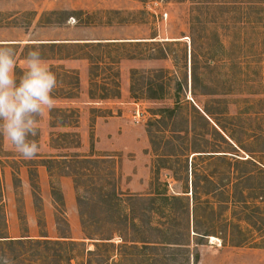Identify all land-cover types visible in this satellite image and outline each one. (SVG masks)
<instances>
[{
  "label": "rangeland",
  "instance_id": "374dc122",
  "mask_svg": "<svg viewBox=\"0 0 264 264\" xmlns=\"http://www.w3.org/2000/svg\"><path fill=\"white\" fill-rule=\"evenodd\" d=\"M51 12L76 13L77 20ZM97 39L134 43L106 50L118 67H92L87 58L97 63L101 52L60 44ZM51 43L59 45H42ZM0 45L14 47L17 78L28 50L38 47L58 81L56 106L32 138L39 146L35 159L23 158L0 137V236H111L117 248H102L100 253L114 256L105 264H193L197 254L199 264H264V0H0ZM118 68L120 98L93 102L90 93L102 92L91 85V74L110 85ZM133 82L140 90L136 99ZM152 82L167 84L162 98L149 99ZM178 100L177 113L161 112ZM195 108L214 113L211 124L226 130L240 159L248 160L237 164L232 178L224 175L223 161L197 157L180 140L175 143L180 135H197V148L227 149ZM76 157L107 160L96 168L75 163ZM192 162L201 202L196 224ZM114 185L135 197H123L122 223L107 204L87 200L79 206V198H99L101 189ZM69 187L74 194L66 198ZM194 230L223 237L229 230L246 245L223 246ZM188 238L184 249L167 246ZM84 241L94 248V241Z\"/></svg>",
  "mask_w": 264,
  "mask_h": 264
},
{
  "label": "trees",
  "instance_id": "16d2710c",
  "mask_svg": "<svg viewBox=\"0 0 264 264\" xmlns=\"http://www.w3.org/2000/svg\"><path fill=\"white\" fill-rule=\"evenodd\" d=\"M143 3H146L148 1H152V0H140ZM51 15L54 16H64L66 15L69 19H74L77 20L76 17V13H69L68 12H51ZM83 14V13H81ZM89 25L90 24L89 22ZM153 40L156 38H152ZM134 42H130V41H121V40H74V41H69L68 42H61V45H73L75 47H79V48H83L84 50H89L92 49L95 52H101L102 56L98 59V62H92L91 58L88 57L87 59L89 61H91V65H93L92 67H94V65H96V67H100L102 65H104L105 67H115L117 65V67L119 66L120 62H115V61H109L111 58L109 56L106 55L107 51L111 48H121V46H123L124 44H133ZM138 44L141 43H146L147 42H136ZM154 43V42H153ZM42 45H51V47H55L54 45H59L58 43H51V44H42ZM124 45V46H125ZM155 51V50H153ZM163 57L166 58L168 55L166 52L162 53ZM106 60H108V62H106ZM121 61V60H120ZM96 69V68H95ZM108 71H111V69H106ZM115 70V69H113ZM99 75L92 73L91 74V85L95 86V88H97V90H101L102 94H100L99 96H97L96 92H91L90 93V98L91 100H93V102H102V101H106V100H111V99H118L120 98L121 95V91H120V75H119V68L117 69V72L111 73V77L109 78V81L111 82L110 85L109 84H103L102 81L98 80ZM134 80V77H133ZM179 85V90L182 89V85L181 83L178 84ZM101 86V87H100ZM166 86L167 84L165 82H162L161 84H158L157 82H152L149 84V88L151 89V94L149 95V99H160L164 96L165 91H166ZM157 88L160 89V91H162V94L158 93ZM140 90L136 89L135 84L133 82L132 86H131V94L133 95V98H139ZM218 102V101H217ZM217 104V103H216ZM182 108L181 102L180 100L175 102V106L174 108H166L161 110L162 113H170V114H175L177 113L180 109ZM196 110L197 114L199 115V117L205 121L206 125L208 126V128L210 127L212 130L215 131V133L218 135V137L221 138V140L225 143V145L227 146L226 150H223L224 148H221L220 146H218V148H213V150L207 151V150H202V148H197V135H194L192 138H183L181 135L180 137L178 136V140H175V143L178 144V142L181 141L182 145H186L187 150L188 151H192V153L198 154L197 157H207V160H219V161H223L224 164L228 167V169L226 170L224 168V175L225 176H234L235 174H238V168H236V166H238V163H246L248 160H241V156L239 155V152L237 151L236 147H234V143L230 142V140L234 141V139L229 136L226 133V130L221 128V131H218L212 124L211 122L213 121L212 116H214V113H210L208 110H203L201 109V111L197 110L196 108L194 109ZM214 122V121H213ZM230 139V140H229ZM180 140V141H179ZM205 140V139H204ZM170 143L176 147V144L174 143V141L172 140V142L170 141ZM207 143V141H206ZM209 144V143H208ZM207 144V145H208ZM201 145V144H200ZM211 145V143H210ZM237 146V145H236ZM201 149V150H199ZM231 150H234L235 153L230 152ZM194 157L193 156V161H194ZM77 160L75 163L77 164H90V165H95L96 168H99V166L101 164H105L107 159H91V158H80V157H76ZM235 160V162L231 161ZM242 161V162H240ZM256 162H254L255 164ZM191 175H192V185H193V199H194V207L192 208V213L194 216V224H196V217H197V210L199 205H200V200L196 199L195 197L198 196V182L196 181V177H197V171L196 168L193 165H191ZM229 170V171H228ZM115 174V171H114ZM223 175V177H225ZM253 176L252 173L247 174V175H243L240 179L244 180L246 178H249ZM208 182H212L211 178H207ZM227 187V186H224ZM228 189V188H226ZM231 193L233 194V190H231ZM100 197L99 198H91L90 201L88 198H79L78 203L79 206L82 207L83 203H85L87 200V202L89 203H95L97 201V204L100 205V207L102 205L107 204L110 208V212L112 213V215L117 219V221L119 222H123L122 219L127 217L125 215V211H124V206H123V197L126 196L127 198H129V201H132L133 196L131 195H125L123 193H120L118 191V187L114 185V187H112L111 190H108L107 188L101 189L100 190ZM234 195V194H233ZM234 199V196H231L230 199ZM94 200V201H93ZM230 202H222L223 205L225 206H229ZM243 206H248L247 208H253V206L249 205V202L244 201L243 202ZM188 214L189 217L191 216V209L188 206ZM84 212L81 214L82 216V225H85L86 222V218L84 216ZM135 228H138L137 225H133ZM86 231V229H85ZM116 233L114 234H118L119 237L120 236V232H118V230L114 231ZM194 232L198 235L199 238L204 239L203 237H216L218 239H220L222 241L223 246H231V247H237V248H241L243 246L246 245V241H238L235 240L232 237V234L229 232V230L225 231V237L221 236L223 235V232H219L218 234L216 232H207L205 234H201L198 233L197 231L194 230ZM215 233V234H214ZM220 235V236H218ZM187 236H190V233L188 231ZM114 237H109V238H92L89 234H86V238L84 240H91L94 241L93 246L94 248L91 249V247H89L86 242L84 240L82 241H76L72 238L69 237H61L58 240H49L46 239V237H44V240H40V239H32V238H21V239H13L11 237H5V236H0V248H2V250H0L1 254L0 255H6V251L10 250L11 253L13 254V256L9 257L15 264H93L94 262L98 261L99 259L103 260L105 263H110L111 260H114V256H110L107 257V255L105 256V254H102L100 252H102V248H112V249H116L117 247L115 246V243L112 242ZM123 240V242H125V240L123 238H121ZM121 240V241H122ZM190 242V238H188V243L183 244L180 243L179 241L175 242V243H167V246H170L171 249H184L187 246H190L189 243ZM135 244L137 242H134ZM144 245L147 244V242H143ZM19 247V248H17ZM144 247H149V246H144ZM119 248V247H118ZM256 248H258L256 246ZM27 249V250H26ZM104 249V250H106ZM24 251V252H22ZM181 251V250H180ZM4 253V254H3ZM107 253V252H106ZM118 257H120V254L117 255ZM193 264H199L200 263V255L197 254L195 256H193Z\"/></svg>",
  "mask_w": 264,
  "mask_h": 264
},
{
  "label": "clouds",
  "instance_id": "9594fccd",
  "mask_svg": "<svg viewBox=\"0 0 264 264\" xmlns=\"http://www.w3.org/2000/svg\"><path fill=\"white\" fill-rule=\"evenodd\" d=\"M16 54L12 46L0 45V137L25 159H35L39 121L55 108L53 95L58 81L38 47L24 58L23 74L17 78ZM0 264H13L0 255Z\"/></svg>",
  "mask_w": 264,
  "mask_h": 264
},
{
  "label": "crops",
  "instance_id": "0c3cea01",
  "mask_svg": "<svg viewBox=\"0 0 264 264\" xmlns=\"http://www.w3.org/2000/svg\"><path fill=\"white\" fill-rule=\"evenodd\" d=\"M39 172L41 173V175H43V177L45 176V180H46L47 175H48L46 168L45 167H40ZM71 193L74 194V188L73 187H69V190H67L65 192L66 198H68V197L70 198L71 197ZM22 238H27V237H22ZM29 238H31V237H29ZM13 239H21V238H13Z\"/></svg>",
  "mask_w": 264,
  "mask_h": 264
}]
</instances>
